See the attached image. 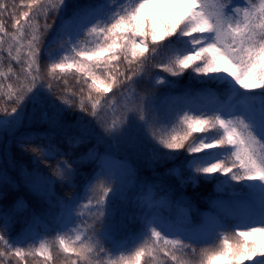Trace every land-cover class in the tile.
<instances>
[{"label":"snow or ice","instance_id":"1","mask_svg":"<svg viewBox=\"0 0 264 264\" xmlns=\"http://www.w3.org/2000/svg\"><path fill=\"white\" fill-rule=\"evenodd\" d=\"M155 69L188 72L206 103L161 113L138 90L175 83ZM72 127L69 158L55 134ZM132 131L147 138L153 172L173 162L165 173L181 188L233 191L213 227L192 216L176 228L150 212L131 239L115 237L121 182L98 149ZM9 137L37 162L64 157L51 177L21 176L40 198L56 181L71 188L81 171L93 175L64 202L71 223L52 238L13 237L0 214V264H264V0H0V140ZM14 185L0 167V189Z\"/></svg>","mask_w":264,"mask_h":264},{"label":"trees","instance_id":"2","mask_svg":"<svg viewBox=\"0 0 264 264\" xmlns=\"http://www.w3.org/2000/svg\"><path fill=\"white\" fill-rule=\"evenodd\" d=\"M90 2L92 0H69L72 5H83ZM9 30H11L10 25ZM163 56L164 53H161L158 59H162ZM7 62L5 54V65H7ZM13 66L17 67L15 62H13ZM154 71L160 76L167 77L170 81H175L170 85H154L151 88L144 82L138 85L141 94L147 93L156 97L155 107L161 113L175 112L177 108L186 106L189 103L194 104L197 102L196 105L206 103L198 96L201 86L190 79L188 72H185L182 77H171L159 69ZM74 83L73 80H69L70 85ZM213 90L219 94L221 101L227 99L222 88L213 86ZM29 111H31V108H29ZM76 131L77 129L72 127L58 131L55 134L57 141L61 144V151H65L69 158H74V153L68 149L65 137L74 135ZM127 136L128 143L125 146L122 143L120 147L124 152L126 151V158L133 168V186L126 187L129 190L126 198L124 199L125 196L121 195L117 199L121 204L112 207V229L117 239L122 242L131 239L139 224L150 212L156 213L157 217L162 219L170 218L174 222L181 217V209L187 210L188 216H195L200 220L204 218L205 213L208 211L219 216L223 215L224 210L216 204V200L220 195L216 193L213 183L202 182L198 187L188 185L181 188L174 177L165 173L167 168L173 167V162L157 166L155 172L151 170L149 166L151 146L143 133L132 131ZM106 149L105 142H101L98 149L100 154L104 155ZM178 155L180 159L176 160L175 164L182 163L185 157L183 151ZM63 158L60 156L56 159L37 162V160L31 158L30 152H21L14 139L9 137L0 140V167L7 165L8 175L18 185L0 189L6 197L0 200V214H10L8 219L11 221L10 227L12 228L11 234L13 237L31 235L32 237L45 236L52 238L57 231L71 223L67 218L64 202L85 190L83 186L84 179L85 177L88 179L93 175L91 170L81 171L74 187L70 188L66 184L55 182L52 185L50 195L44 198L34 195L30 190V186H27L21 179V176L26 175L28 172L51 177L52 167L55 166L58 159ZM74 162L78 167L81 166L79 161ZM83 166L89 169L95 167L90 164ZM164 188H168L166 195H162ZM18 199L27 204L26 209L21 205H15L14 207ZM188 204L191 205L190 208L187 207ZM41 259L40 257L35 258V261L29 259L28 264H36ZM55 264H63V258L58 257Z\"/></svg>","mask_w":264,"mask_h":264},{"label":"rangeland","instance_id":"3","mask_svg":"<svg viewBox=\"0 0 264 264\" xmlns=\"http://www.w3.org/2000/svg\"><path fill=\"white\" fill-rule=\"evenodd\" d=\"M106 164L113 169L115 174L118 175L121 185H124V183L128 180L129 174L132 172V168L129 166L130 164L126 159L121 158V151L119 147L114 144V141H112L111 148L108 150ZM230 193H233V191ZM254 199H257L258 201V196L254 197ZM229 202L230 201L227 198H223L222 200V203L224 205H227ZM159 222L168 225L167 223H164L162 221Z\"/></svg>","mask_w":264,"mask_h":264}]
</instances>
